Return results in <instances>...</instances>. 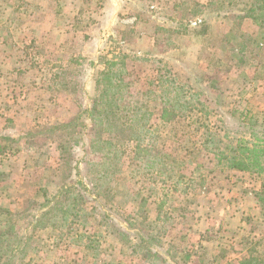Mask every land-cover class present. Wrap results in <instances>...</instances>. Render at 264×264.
Segmentation results:
<instances>
[{
    "label": "rangeland",
    "instance_id": "obj_1",
    "mask_svg": "<svg viewBox=\"0 0 264 264\" xmlns=\"http://www.w3.org/2000/svg\"><path fill=\"white\" fill-rule=\"evenodd\" d=\"M255 2L0 0V238L15 237L0 264H150L118 229L146 237L160 254L155 264L245 256L264 264L263 177L213 153L247 135L251 117L264 128V17H252ZM174 83L189 111L167 121L160 96L175 97ZM107 84L133 91L152 116L147 137L124 145L126 181L103 186L100 204L90 179L102 153L89 111ZM67 167L70 181L90 187L87 211L64 228H37L44 192L57 191Z\"/></svg>",
    "mask_w": 264,
    "mask_h": 264
},
{
    "label": "trees",
    "instance_id": "obj_2",
    "mask_svg": "<svg viewBox=\"0 0 264 264\" xmlns=\"http://www.w3.org/2000/svg\"><path fill=\"white\" fill-rule=\"evenodd\" d=\"M255 1L256 4L251 5L249 10L252 13L259 11V15L252 14L254 19L259 20L260 17H264V0ZM104 64L107 68L112 69L117 62L106 58ZM161 83L164 84L163 78ZM174 85L176 86L175 97H171L169 89L163 91L162 96H160L161 118L167 121L174 120L179 115L189 111V106H186L185 101L183 104L181 99L184 96L181 92L183 91V84L174 83ZM107 86L100 90L99 96L94 99L89 111L95 135L94 139L95 141L97 140L102 153L101 164L96 170V174L90 179L94 194L91 193L95 196L93 199L100 204H103L101 202L102 199L105 200V194L102 192L103 186L110 185L113 181H126L121 172V161L125 154L124 145L129 141L141 142L140 140L147 137L151 132L149 121L152 116L148 103L143 104L140 103L141 100H133L131 98L134 94L133 91L129 89L126 91V95L124 94L125 92L120 95V90H116L113 85L107 84ZM138 94L145 95L147 93L139 91ZM124 95L126 98H124ZM190 111H195V108L192 107ZM255 122L256 119H253V117L249 118L248 126L250 132H247V135L242 133L235 140L226 144V147L229 148L227 151L219 146L213 153L219 163L225 164L230 169L258 172L263 177L262 186L264 187V128L258 129L255 126ZM209 140L211 141V139L207 138L204 143L207 144ZM2 147L0 143V153H3ZM70 177L71 171L69 172L67 167L62 176L65 182L58 185L57 191L51 194L48 190H45V200L40 204L42 213L35 222L37 223V228L41 227V225L43 227L51 225L56 229L64 228L70 223H74L75 219L81 218L87 211L85 206L88 197L85 191L89 192L90 187L85 180L70 181ZM109 190L108 197L111 196ZM260 200L264 202V197H260ZM163 205L164 202L158 206L160 211L163 209ZM93 208L96 209L97 204ZM102 215L105 220L111 218L108 210L103 212ZM117 233L122 240H127V242L132 244L133 252L140 251V254L148 259L150 264H155L154 259H158L160 254L159 252H154L153 246H151L152 243L146 237L140 236V239L135 241L126 231L118 229ZM14 238L9 233L2 235L0 238V252L8 251L14 243ZM23 239L25 241L20 246H24L31 241V237L28 236ZM260 262L261 259L259 257L245 256L237 260L236 263L229 261L226 264H260Z\"/></svg>",
    "mask_w": 264,
    "mask_h": 264
}]
</instances>
